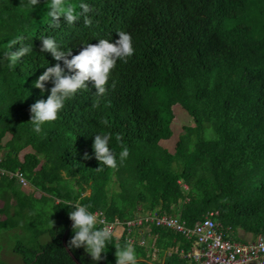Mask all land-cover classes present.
Returning a JSON list of instances; mask_svg holds the SVG:
<instances>
[{
    "label": "trees",
    "instance_id": "obj_1",
    "mask_svg": "<svg viewBox=\"0 0 264 264\" xmlns=\"http://www.w3.org/2000/svg\"><path fill=\"white\" fill-rule=\"evenodd\" d=\"M66 2L80 11L81 0ZM84 2L93 8L91 24L83 16L75 25L61 17L57 26L47 17V0L35 10L27 0H0V216L6 215L0 228L28 234L14 250L23 264H95L68 246L67 201L90 205L112 221L133 219L141 206L160 209L189 227L214 211L236 240L264 237V0ZM118 31L132 35L135 52L127 63L118 61L106 94L95 96L89 81L56 121L34 132L30 107L53 86L41 90L34 83L58 63L41 53L40 39L53 37L76 55L102 35L114 42ZM22 46L33 52L10 66L7 53ZM177 107L195 125L184 128L171 153L162 143L174 137ZM101 132L112 135L117 157L120 143L129 149L115 169L95 159L94 134ZM1 171H21L34 193ZM67 178L75 181L73 194L59 184ZM152 234L161 250L179 243L192 249L182 235L162 228ZM124 243L113 237L98 261L116 264V248Z\"/></svg>",
    "mask_w": 264,
    "mask_h": 264
},
{
    "label": "clouds",
    "instance_id": "obj_2",
    "mask_svg": "<svg viewBox=\"0 0 264 264\" xmlns=\"http://www.w3.org/2000/svg\"><path fill=\"white\" fill-rule=\"evenodd\" d=\"M39 4L40 0H27V6L33 10ZM46 5L47 17L50 18L51 22L57 23V26L61 17L69 25H75L82 16L86 25L92 22L87 14L92 12L93 8L89 3L84 2V0H81L78 5L80 11L76 10L77 5L68 3L66 0H47ZM116 33L119 38L114 42H110L109 33L102 35L100 36L102 38L98 39L97 44L88 43L76 55H73L72 49H63L53 37L49 36L40 39L41 53H50L58 63L52 67H45L46 71L34 83V87L41 90L45 88L48 82H51L53 85L50 88V95H48L46 100H37L30 107V124L34 132L39 134L44 125L56 121L59 118V113L65 108L67 101L71 100L78 92L85 89L88 90L89 81L93 82V86L96 89L95 96L100 97L106 94L112 70L116 68L118 61L127 63L128 58L132 57L135 52L132 35L126 31H118ZM20 39L22 38H18L12 43H19ZM32 52V46H22L15 52L9 51L7 53L9 65L14 67L21 57ZM59 62H62V64ZM112 140L113 137L110 133L101 132L94 134L92 148L95 159L99 161L100 166L103 165L107 168L115 169L118 167V159L119 163H123L129 157L130 152L125 144L120 143V151L117 157L115 149L111 147ZM116 141L118 143L121 141L119 135L116 136ZM85 158H88L87 154H85ZM98 170H100V167ZM22 186L25 187L23 184ZM184 188L186 190L189 189L187 185H184ZM66 204L67 206H71L69 218L73 222L72 237L68 244L69 248H84L85 252L93 260H100L102 254L107 252V246L113 239V231L108 226L99 227L104 221L99 220L97 214L102 213L106 217L107 215L102 211L95 213L90 211V205L74 204L72 201H67ZM142 208V206L139 208L138 214L133 219L122 220L119 217H116V219L129 222L152 214L164 215L161 214L160 209L143 210ZM177 217L181 219L180 215ZM108 221L113 222L109 219ZM154 228L161 227L142 226L132 229L131 237L135 241L133 244L126 241V238L123 237L126 243L116 248V264H137L135 246L141 231H152ZM141 235L143 237L141 245L146 247L145 237L147 235L143 233ZM114 238L118 242L123 239L118 240L116 237ZM142 242H145V244L143 245Z\"/></svg>",
    "mask_w": 264,
    "mask_h": 264
},
{
    "label": "built area",
    "instance_id": "obj_3",
    "mask_svg": "<svg viewBox=\"0 0 264 264\" xmlns=\"http://www.w3.org/2000/svg\"><path fill=\"white\" fill-rule=\"evenodd\" d=\"M4 173L6 171H2ZM10 175L18 178L25 187L29 186L21 171ZM216 215L211 211L196 226L189 227L177 216L169 214H152L129 222L120 219L110 222L102 213L97 214L98 219L104 221L99 227H110L113 237L118 240L125 237L132 244L135 242L131 237L132 229L142 226H157L182 235L193 245L192 250L185 254V259L195 264H264V237L250 241L236 240L234 231L223 229L215 220Z\"/></svg>",
    "mask_w": 264,
    "mask_h": 264
},
{
    "label": "rangeland",
    "instance_id": "obj_4",
    "mask_svg": "<svg viewBox=\"0 0 264 264\" xmlns=\"http://www.w3.org/2000/svg\"><path fill=\"white\" fill-rule=\"evenodd\" d=\"M175 112L177 113L178 118L174 122V137L171 140H163L162 147L164 149H167L169 152L174 153L176 151L177 143L180 141L181 137L184 136L186 133L184 132L185 127H194L195 122L194 119L189 115L188 112L184 111L182 107H177L175 109ZM10 174H16L13 172H6L2 175L9 177L12 179ZM65 177V175H64ZM60 186L65 189L69 190L73 194V190L76 191L75 181L67 178V180L60 179L59 181ZM25 190L28 193H34L33 188L31 185L24 187ZM92 191L89 190L86 195H91ZM39 196V195H38ZM43 207V206H42ZM179 216V215H177ZM6 215L0 216V220H5ZM58 224H60V221H58ZM7 227L1 229L0 228V264H23L22 258L19 257L15 252V247L20 239L25 240L28 239V234L21 231V230H6ZM242 237L244 235H241ZM244 239L246 241L253 240L252 236H244ZM137 249V248H136ZM81 252L84 255V257L89 258L88 254L85 252L84 248H81ZM91 261L92 258L90 257ZM90 262L89 260H87ZM95 264H103L101 261L94 260ZM137 264H150L147 263H137Z\"/></svg>",
    "mask_w": 264,
    "mask_h": 264
},
{
    "label": "crops",
    "instance_id": "obj_5",
    "mask_svg": "<svg viewBox=\"0 0 264 264\" xmlns=\"http://www.w3.org/2000/svg\"><path fill=\"white\" fill-rule=\"evenodd\" d=\"M147 235L146 239V247L141 245V241L143 239L141 234ZM141 234L138 238L137 244L135 247H139L145 250L146 257H143L142 251H137V263H147L150 264H195L194 262H189L185 259V254L190 252L186 251L181 243L171 246L172 244H167L163 248V250L156 247V242L158 240L157 236H153L152 231L142 230ZM175 256H179L184 262H180L178 258Z\"/></svg>",
    "mask_w": 264,
    "mask_h": 264
}]
</instances>
